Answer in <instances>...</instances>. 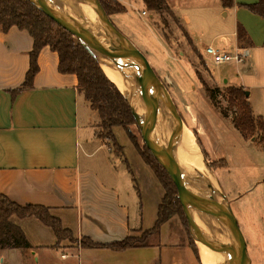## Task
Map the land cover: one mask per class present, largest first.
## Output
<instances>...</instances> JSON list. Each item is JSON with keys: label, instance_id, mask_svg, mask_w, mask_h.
<instances>
[{"label": "crops", "instance_id": "obj_1", "mask_svg": "<svg viewBox=\"0 0 264 264\" xmlns=\"http://www.w3.org/2000/svg\"><path fill=\"white\" fill-rule=\"evenodd\" d=\"M116 1L125 12L110 16L124 15L121 23L127 33L140 36L129 22L128 13L135 10L141 18L150 19L155 14L146 12L141 0ZM231 1L232 6L225 8L220 0H165L191 45L210 67L214 65L203 55L206 46L245 54L242 64H223L232 65V75L224 71L217 76L211 71L213 81L223 87L247 90L253 115L264 119V19L237 6L257 0ZM204 2L215 4L213 11L219 19L207 30L208 43L188 29L191 21L187 14L201 19ZM152 24H147L149 42L143 36L138 39L151 66V49L155 58L157 53L170 55L167 43ZM238 25L246 35L240 44ZM32 47L27 31L16 27L0 31V194L19 206L47 208L77 239L84 237L106 245L127 237L141 238L144 233L148 236L143 245L122 251L81 248L65 241L57 245L51 228L33 217L12 216L10 222L23 232L31 249L2 250L0 264L3 257L17 251L18 256L33 264H201L178 215H172L157 232L151 233L165 195L161 184L143 163L123 128H113L122 148L121 157L112 155L105 143L95 138L98 115L78 91L76 76L58 72L56 52L48 47L41 49L32 87L12 96L11 92L25 80ZM194 132L200 136L199 129ZM244 142L255 146L253 154H247L249 159L238 157L237 163L229 156L216 157L212 163H221L215 167L226 185L222 187L213 167L212 183L219 186L230 208L232 205L236 209V217L233 215L246 241L251 264L252 260L264 264V150L255 140ZM199 148L201 153V143Z\"/></svg>", "mask_w": 264, "mask_h": 264}, {"label": "trees", "instance_id": "obj_2", "mask_svg": "<svg viewBox=\"0 0 264 264\" xmlns=\"http://www.w3.org/2000/svg\"><path fill=\"white\" fill-rule=\"evenodd\" d=\"M141 1L146 12L157 14L160 17L167 14L176 20L165 0ZM99 2L108 16L125 12V8L116 0H99ZM220 2L225 8L232 6L231 0H220ZM239 7L245 8L250 13L264 19V0H257L251 5H239ZM11 27L27 31L33 40V47L29 53V69L25 75V80L19 89L11 92L12 96L32 87L33 77L38 70L37 56L41 49L48 47L58 55V72L76 76L78 91L89 104V108L97 113L99 124L94 131L95 138L104 142L112 155L121 157L122 148L114 136L113 128H123L131 140L133 138L127 131L128 126L137 125L128 101L115 84L106 77L98 61L71 34L28 0H0V31L7 32ZM236 34L239 44L246 39L245 32L239 25ZM202 86L208 99L213 102L216 90L207 87L205 84ZM222 95L229 107L234 109V116L230 119L233 128L246 141L257 135V143L264 150V119L253 115L246 90L242 87L227 86L223 88ZM220 114L227 118L226 112L220 111ZM193 134L198 139L196 133L193 132ZM144 148L142 152L140 151L141 157L154 171L165 191L158 209L157 221L151 233L157 232L160 225L172 215H178L187 228L175 186L145 145ZM201 151L205 155L203 150ZM215 164L220 165L221 163ZM12 216L19 219L33 217L51 228L56 237L57 245L62 242L66 234L81 248H107L122 251L143 245L144 239L148 236L147 233H144L141 238L127 237L122 241L106 245L96 244L84 237L77 239L71 231L62 227L57 218L50 215L47 208L37 205L19 206L0 194V251L5 249L28 251L31 249L23 232L10 222L9 219ZM191 244L197 254L192 240Z\"/></svg>", "mask_w": 264, "mask_h": 264}, {"label": "rangeland", "instance_id": "obj_3", "mask_svg": "<svg viewBox=\"0 0 264 264\" xmlns=\"http://www.w3.org/2000/svg\"><path fill=\"white\" fill-rule=\"evenodd\" d=\"M213 1L215 2V0ZM214 6L215 4L212 2H204L202 7H205V9L202 12L203 16L201 19H195L193 16H190V14H187L191 21V25L188 27L189 31L193 36L195 35L203 37L201 39L204 43H208L207 30L209 32L211 24L215 20H219L217 19V12L215 13V11H213ZM175 7L178 6L175 4ZM128 14L130 15L128 18V20H130L129 22H131L133 25L135 33H138L140 36L136 34L130 35L127 33L126 29L122 25L123 20L125 21L124 15L108 17L117 30L121 32L137 49H139L143 55L144 52L140 50V48L142 49V45L138 39L143 36L145 40L149 42L147 39V30L149 29L147 28L148 22H153L152 25L155 27V29H157V31L161 34V37L167 43L170 49V55L164 52V54L160 56L157 53V58H155V52L152 49L149 51V54L151 53L153 56V64L152 66L150 64V66L153 68L157 77L168 90L171 99L176 106L177 112L183 121L184 127H186L193 136L195 129H199V142L196 136L195 139L199 146L201 143V148L207 155L205 156L202 154V156L206 159L209 168L211 169V166H213L212 162H214L216 157L221 159L222 157L225 158L229 156L235 160V163L238 162V157L249 159L247 154L249 153L252 155L253 151L255 150V146L245 143V140L233 128L230 119L234 116V109L229 107L227 101L222 95L224 88L223 85L221 83H218V85L214 83L211 72L214 71L217 76H221L224 71H227L232 75L234 69L231 67L232 65L222 64L221 66H218L219 68H214L216 65L211 63L214 66L210 67V64H208L202 58V56H200L199 52L191 45L187 34H185L183 27L180 25L181 23H179L180 20H174L167 14H163L161 17L155 14V17L151 19L148 16L141 18L139 15H137V12L135 13V10H131ZM72 17L74 18L73 13ZM144 57L146 58L147 56L144 55ZM141 69L144 71V68ZM202 84H205L207 87L216 90L215 100L213 102H211L206 96ZM135 88L139 89L136 86ZM129 92H131L134 97L139 98V96L134 91L129 90ZM246 92L248 91L246 90ZM220 111L226 112L227 118L223 117L220 114ZM166 124L167 126H170L169 119L167 120ZM127 131L133 138L131 139L132 141L129 139V142L133 145V148L143 163L156 177L154 171L141 157L140 151L142 152V150L145 148L139 129L135 125H130L128 126ZM126 135L128 137L127 132ZM159 138L161 139V137ZM252 139L257 142V135H255ZM252 139H250V141ZM215 166L216 164L213 166V168H215V175L220 181L222 187H224L226 185L225 180L222 177L221 171ZM204 171L207 172L205 168ZM156 179L158 180L157 177ZM231 210L236 217V209L232 205ZM62 241L75 244L73 240H71L66 234ZM227 244H231L230 240L228 239L225 240L224 246H227ZM196 250L198 253L199 249ZM15 253L16 254L3 257L2 264H33L30 263V260L28 262V259H23L22 257L18 256V251ZM252 264H255L254 260H252Z\"/></svg>", "mask_w": 264, "mask_h": 264}, {"label": "water", "instance_id": "obj_4", "mask_svg": "<svg viewBox=\"0 0 264 264\" xmlns=\"http://www.w3.org/2000/svg\"><path fill=\"white\" fill-rule=\"evenodd\" d=\"M28 1L71 34L87 51V47H92L103 54L114 56L110 63L111 67H113L118 74L123 85L139 96L137 99L143 104L145 111L152 121L150 126L144 128L138 124L132 113L142 135L143 144L158 165L165 171L176 188L177 198L186 220L188 234L197 249L199 244L204 245L211 252L224 258L222 264H251L246 251L243 235L231 211L229 203L222 196H200L189 183L188 179L174 167V150H171L169 154L164 151L162 145L164 136L163 127L166 125L167 120L169 118L173 119V121L178 124V131L180 133L184 127L183 121L177 112L168 90L157 77L147 59L112 24L99 0H66L69 3V7L74 15V20L79 29L73 27L69 23L68 19L54 2L55 0ZM79 2L88 3L97 13V21L100 23L102 34L96 35L86 27L77 13L76 5ZM130 53L135 55L140 67L144 68V71H142L141 68V72L131 70ZM99 65L101 67L100 63ZM135 86L139 89L135 88ZM143 88L151 90L155 93V96L149 99L143 92ZM159 137H161V139ZM201 160L207 168L210 181L215 182L213 172L209 168L206 159L202 156V153ZM209 194H212V190H209ZM193 213L205 214L220 226L226 228L230 233V237L228 236L227 239L230 240L231 244L224 246L216 239L202 235L195 226Z\"/></svg>", "mask_w": 264, "mask_h": 264}, {"label": "bare ground", "instance_id": "obj_5", "mask_svg": "<svg viewBox=\"0 0 264 264\" xmlns=\"http://www.w3.org/2000/svg\"><path fill=\"white\" fill-rule=\"evenodd\" d=\"M64 16L68 19L69 23L77 28V24L72 17V13L69 7V3L66 0L54 1ZM77 13L81 20L85 23L86 27L96 35L102 34L100 29V23L97 21V13L86 2H79L76 5ZM91 55H93L101 64L106 77L115 84L120 93L128 101L134 117L138 124L144 128L151 125L149 115L145 111L144 106L138 101L134 95L123 85L120 77L111 67V60L113 55H106L99 50L87 47ZM130 67L135 72H141V67L134 54L130 53ZM143 92L151 99L155 96V93L149 89L143 88ZM170 126L167 124L163 127V148L164 151L169 154L171 150H174L173 165L181 172L192 185L194 190L202 197L221 196L220 188L216 183H212L208 177L206 166L202 163L201 153L199 145L192 133L183 127L182 132L178 131V124L173 119L169 118ZM209 190H212V194H209ZM193 220L197 230L206 237L216 239L221 245L225 244V240L229 236V231L226 228L220 226L217 222L212 220L205 214L193 213ZM198 253L201 264H222L223 257H219L217 254L208 250L202 244L198 246ZM238 264V263H235Z\"/></svg>", "mask_w": 264, "mask_h": 264}, {"label": "built area", "instance_id": "obj_6", "mask_svg": "<svg viewBox=\"0 0 264 264\" xmlns=\"http://www.w3.org/2000/svg\"><path fill=\"white\" fill-rule=\"evenodd\" d=\"M142 15H145L143 12ZM204 57L208 58L212 64L220 65L229 62H235L237 64H242L245 61V54L240 53L239 50H234V52L221 51L213 46H206L203 50Z\"/></svg>", "mask_w": 264, "mask_h": 264}]
</instances>
